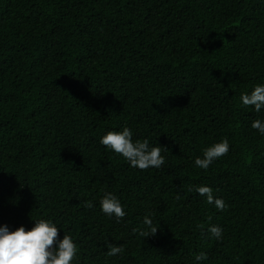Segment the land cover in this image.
<instances>
[{"label":"trees","instance_id":"trees-1","mask_svg":"<svg viewBox=\"0 0 264 264\" xmlns=\"http://www.w3.org/2000/svg\"><path fill=\"white\" fill-rule=\"evenodd\" d=\"M258 84L264 0H0V227L51 220L77 245L72 264H264V136L251 127L264 109L240 100ZM125 127L167 149L161 168L100 144ZM225 137L228 154L197 167ZM108 192L119 223L101 210ZM150 213L156 235L133 234Z\"/></svg>","mask_w":264,"mask_h":264},{"label":"clouds","instance_id":"clouds-1","mask_svg":"<svg viewBox=\"0 0 264 264\" xmlns=\"http://www.w3.org/2000/svg\"><path fill=\"white\" fill-rule=\"evenodd\" d=\"M240 100L244 106H254L256 112L264 109V85H256L250 94L242 93ZM251 127L264 136V121L256 119ZM132 131L125 127L122 131H109L100 139V144L106 146L116 154L122 155L132 168L148 170L149 168L159 169L165 164V158L161 154L167 149L161 146H151L147 139L142 142L133 141ZM230 145L227 137L223 138L203 150V158H196L195 165L207 170L217 159L227 155ZM194 190L200 196L206 197L207 203L214 204L218 211H226L228 205L221 198H216L213 189L208 186H196ZM179 199V195L177 196ZM92 202L86 201L84 207L91 208ZM100 207L104 214L115 217L117 223L124 219L126 212L119 199L108 192L100 200ZM151 215H145L143 224L144 230L133 229V234L139 233L141 237L155 236L158 228L153 226ZM60 229L51 221L38 219L34 221V227L26 230L23 226L15 231H10L8 226L0 227V264H72L77 255V245L73 238L64 234L59 239ZM216 240L222 238L223 229L219 226H210L207 229ZM106 256H116L124 251L123 246L112 244L107 245ZM196 261L207 259L204 252L195 254Z\"/></svg>","mask_w":264,"mask_h":264}]
</instances>
